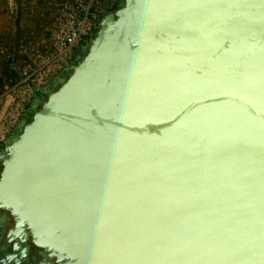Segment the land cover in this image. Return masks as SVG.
Listing matches in <instances>:
<instances>
[{"label":"water","instance_id":"water-1","mask_svg":"<svg viewBox=\"0 0 264 264\" xmlns=\"http://www.w3.org/2000/svg\"><path fill=\"white\" fill-rule=\"evenodd\" d=\"M0 209L10 263L264 264V0L105 11L1 145Z\"/></svg>","mask_w":264,"mask_h":264},{"label":"built area","instance_id":"built-area-1","mask_svg":"<svg viewBox=\"0 0 264 264\" xmlns=\"http://www.w3.org/2000/svg\"><path fill=\"white\" fill-rule=\"evenodd\" d=\"M53 7L51 43L24 49L26 60L18 83L24 93L8 97L9 109L0 125V148L29 107L35 89L49 85L75 61L78 51L92 34L95 22L109 11L105 0H55Z\"/></svg>","mask_w":264,"mask_h":264},{"label":"crops","instance_id":"crops-1","mask_svg":"<svg viewBox=\"0 0 264 264\" xmlns=\"http://www.w3.org/2000/svg\"><path fill=\"white\" fill-rule=\"evenodd\" d=\"M53 2L55 0H0V88L13 84L12 78L3 73L21 70L26 60L24 49L44 43L45 27L54 18ZM1 97L0 125L10 104L9 98L4 103Z\"/></svg>","mask_w":264,"mask_h":264},{"label":"flooded vegetation","instance_id":"flooded-vegetation-1","mask_svg":"<svg viewBox=\"0 0 264 264\" xmlns=\"http://www.w3.org/2000/svg\"><path fill=\"white\" fill-rule=\"evenodd\" d=\"M14 229H16V227L10 214L0 209V264H57L56 257L52 255L54 251H49L48 249H43L44 256L38 254L35 259L33 258V254L24 257L20 252V257L17 258L20 262L16 263L15 259L10 263V261L13 260L9 256L12 253V248L9 247L5 249V247H8L7 242L10 239L9 235L12 234Z\"/></svg>","mask_w":264,"mask_h":264},{"label":"rangeland","instance_id":"rangeland-1","mask_svg":"<svg viewBox=\"0 0 264 264\" xmlns=\"http://www.w3.org/2000/svg\"><path fill=\"white\" fill-rule=\"evenodd\" d=\"M109 6V11H112L116 8L117 4L119 3V0H105ZM52 23L49 25H46L45 27V40H44V45H49L51 43L50 40V34L49 32L51 31ZM30 43L32 42L31 40L29 41ZM32 45H30L31 47ZM11 74V76H10ZM4 76L7 78H12L14 81L12 85H10L8 88H0V95L2 96V100L5 102L8 101V97H14V96H21L24 93V89L18 86V83L20 82L22 78V70L20 71H13L3 73ZM3 103V104H4Z\"/></svg>","mask_w":264,"mask_h":264},{"label":"trees","instance_id":"trees-1","mask_svg":"<svg viewBox=\"0 0 264 264\" xmlns=\"http://www.w3.org/2000/svg\"><path fill=\"white\" fill-rule=\"evenodd\" d=\"M115 9H116V8H115ZM42 97H43V95H42V96H40V98H42ZM32 116H33V114L30 116V118L28 119V121H30V120H31Z\"/></svg>","mask_w":264,"mask_h":264}]
</instances>
